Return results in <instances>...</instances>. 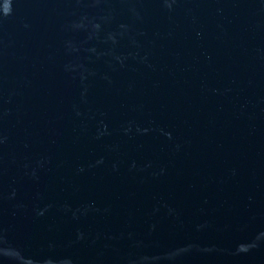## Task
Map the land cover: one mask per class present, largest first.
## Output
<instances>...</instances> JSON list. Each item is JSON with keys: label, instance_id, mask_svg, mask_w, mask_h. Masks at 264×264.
Instances as JSON below:
<instances>
[{"label": "water", "instance_id": "95a60500", "mask_svg": "<svg viewBox=\"0 0 264 264\" xmlns=\"http://www.w3.org/2000/svg\"><path fill=\"white\" fill-rule=\"evenodd\" d=\"M0 264H264V0H0Z\"/></svg>", "mask_w": 264, "mask_h": 264}]
</instances>
